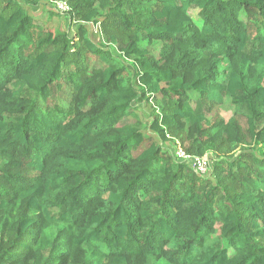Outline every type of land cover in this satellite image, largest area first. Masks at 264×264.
Returning a JSON list of instances; mask_svg holds the SVG:
<instances>
[{
	"label": "trees",
	"instance_id": "1",
	"mask_svg": "<svg viewBox=\"0 0 264 264\" xmlns=\"http://www.w3.org/2000/svg\"><path fill=\"white\" fill-rule=\"evenodd\" d=\"M42 1L0 0V264H264V0H67L72 36ZM109 21L129 73L88 38ZM143 103L209 171L143 135Z\"/></svg>",
	"mask_w": 264,
	"mask_h": 264
},
{
	"label": "rangeland",
	"instance_id": "2",
	"mask_svg": "<svg viewBox=\"0 0 264 264\" xmlns=\"http://www.w3.org/2000/svg\"><path fill=\"white\" fill-rule=\"evenodd\" d=\"M56 2H66L67 0H55V1H50V0H43L39 6L36 8L28 9L30 11L29 13L33 16V18L37 21L38 25L43 26V28L47 31H50L52 34H60V35H66L68 34L69 36H72V34L75 31L74 25L70 24V17H68V14H61L58 11L55 10L54 4ZM69 6V5H68ZM70 8V7H69ZM189 15L195 19L197 17V10H191L189 12ZM243 19H245L244 16H242ZM115 23L112 21H109L108 24L103 25V23H99L98 26L94 25H88L87 26V33H88V38L91 40L93 44L96 45V47L101 48V49H107L105 47L109 46L111 49V55L112 56H118L117 52L115 51V47L112 45H109L107 43V36L112 33H116L117 31L115 30ZM119 36V34H117ZM124 39V37H122ZM122 39L119 37V41L122 42ZM69 40V38H68ZM161 48L160 43H156L154 47H152V52L155 56L158 55L159 50ZM81 51V54L84 55V49L81 48L79 49ZM72 52H75V49L72 50ZM118 59H120L122 66L127 69V72L129 73V68L130 65L128 62H124L121 57L118 56ZM98 63L95 57L88 56L82 58V65H87V66H93L94 63ZM99 64V63H98ZM63 90L60 92V94L64 95L65 97H68L69 95V86L63 82ZM190 100L194 101L197 98L196 94H188ZM157 107L154 103H143L137 107V110H135L136 117L138 120L141 121L142 127L141 131L143 135L147 138H152L153 140L158 141V143L161 145L162 150L166 151L169 153L170 156L175 158V151L178 148H182L184 151L186 142L183 139V135L181 134H172V133H167L166 139L164 143L160 142V140L156 137L155 133H153L149 129V123H150V114L155 110ZM234 108L229 104V102H223L221 105H216L212 104V108L210 109L208 113V119L210 121L214 120H224L225 122L228 120H234L237 122L239 128L244 131L245 129V119H243L242 116H240L237 112H234ZM241 131V132H242ZM240 132V133H241ZM183 137V138H182ZM183 139V144L181 140ZM223 146L221 150L219 149V152L217 150L218 147ZM231 148V152L238 154L240 152V148L234 147L233 145L228 144L225 140H221L219 144L217 145L216 151L217 153H224L226 148ZM204 158L206 161L209 163V167L211 166L212 160L214 159L213 154L210 151H207L203 156H200ZM210 170V168H208ZM208 170V171H209Z\"/></svg>",
	"mask_w": 264,
	"mask_h": 264
},
{
	"label": "built area",
	"instance_id": "3",
	"mask_svg": "<svg viewBox=\"0 0 264 264\" xmlns=\"http://www.w3.org/2000/svg\"><path fill=\"white\" fill-rule=\"evenodd\" d=\"M54 7L55 10L61 14H68L70 12V8L66 2H56ZM175 157L179 162L187 164L194 172L199 175H204L209 168V163L204 158L192 156L186 153L182 148L176 149Z\"/></svg>",
	"mask_w": 264,
	"mask_h": 264
}]
</instances>
